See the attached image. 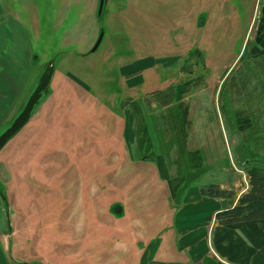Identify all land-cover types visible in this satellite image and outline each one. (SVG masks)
Returning <instances> with one entry per match:
<instances>
[{"label":"rangeland","instance_id":"rangeland-1","mask_svg":"<svg viewBox=\"0 0 264 264\" xmlns=\"http://www.w3.org/2000/svg\"><path fill=\"white\" fill-rule=\"evenodd\" d=\"M234 1L109 0L99 20L97 0H0L39 57L17 108L56 56L48 97L0 152L12 226L0 198V243L14 264H142L157 239L166 264L189 173L234 203L264 174L262 58Z\"/></svg>","mask_w":264,"mask_h":264},{"label":"crops","instance_id":"crops-1","mask_svg":"<svg viewBox=\"0 0 264 264\" xmlns=\"http://www.w3.org/2000/svg\"><path fill=\"white\" fill-rule=\"evenodd\" d=\"M249 11V36L264 54V0H241ZM16 17L0 18V127L18 107L33 75V46L30 31ZM23 95V96H22ZM6 117L5 121L2 118ZM162 149V148H161ZM157 148V169L164 182L170 170L163 149ZM236 203V202H235ZM225 197H211L192 184L179 199L175 214V251L166 264H264V219L220 224L219 210L235 204ZM162 244L153 241L144 263L162 264ZM0 264H14L0 243Z\"/></svg>","mask_w":264,"mask_h":264},{"label":"water","instance_id":"water-1","mask_svg":"<svg viewBox=\"0 0 264 264\" xmlns=\"http://www.w3.org/2000/svg\"><path fill=\"white\" fill-rule=\"evenodd\" d=\"M109 0H97L96 15L99 20L104 17L105 10L107 8ZM206 22L205 16H201L199 19V26L202 28ZM105 27L102 25L99 29L98 36L94 45L91 49L82 55L96 52L104 37H105ZM199 52H196L198 54ZM38 54L33 55V59L37 60ZM56 70V56L50 58V60L45 65L44 70L41 75L35 81L34 85L30 89L29 93L23 99V102L19 108H16L10 118L0 127V152L3 148L28 124L31 120L39 106L46 100L50 93V85L54 77ZM191 70V69H187ZM184 71V70H183ZM247 161L243 164H249ZM0 198L2 199L5 207V212L8 217V234L11 236L12 226L10 222V205L8 201L7 194L4 190L0 189ZM112 211L118 216L124 214L123 203H116L112 207ZM11 240V237H10Z\"/></svg>","mask_w":264,"mask_h":264},{"label":"trees","instance_id":"trees-1","mask_svg":"<svg viewBox=\"0 0 264 264\" xmlns=\"http://www.w3.org/2000/svg\"><path fill=\"white\" fill-rule=\"evenodd\" d=\"M260 57L262 58L263 63L260 62L259 65L261 68L259 69V65H258L257 67H255L256 69H254V72H256V70L259 69L262 76L264 75V67H263L264 54H262ZM262 81L264 82V80ZM173 129L174 128L172 126V130ZM148 146H150V144L148 145V143L144 141V147L147 148ZM199 173L198 171L189 173L186 180L187 184L184 185L183 188L181 189L177 190L175 188V190H177L176 192L180 194L179 197L182 196L184 191L192 183L198 184L201 193L204 195H208L211 197H228V198H231L233 196V193L231 191L224 189L215 182L208 184H203V182H200L198 180ZM216 218L220 224H230L239 221H247L253 219H264V174L251 173L249 190L246 191L244 194H242L234 205L219 210L216 214Z\"/></svg>","mask_w":264,"mask_h":264},{"label":"flooded vegetation","instance_id":"flooded-vegetation-1","mask_svg":"<svg viewBox=\"0 0 264 264\" xmlns=\"http://www.w3.org/2000/svg\"><path fill=\"white\" fill-rule=\"evenodd\" d=\"M235 11H242L244 13L245 8L242 6L241 0H235ZM106 11V10H105ZM105 14V13H104ZM245 21V19H243ZM247 22V21H246ZM249 25V23H247ZM235 27V26H234Z\"/></svg>","mask_w":264,"mask_h":264}]
</instances>
